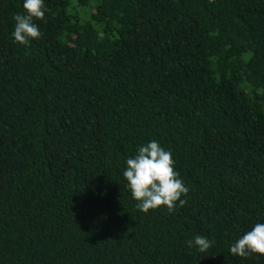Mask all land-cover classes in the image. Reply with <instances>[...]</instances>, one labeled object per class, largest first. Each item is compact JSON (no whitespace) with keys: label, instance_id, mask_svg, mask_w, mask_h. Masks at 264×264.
I'll use <instances>...</instances> for the list:
<instances>
[{"label":"trees","instance_id":"1","mask_svg":"<svg viewBox=\"0 0 264 264\" xmlns=\"http://www.w3.org/2000/svg\"><path fill=\"white\" fill-rule=\"evenodd\" d=\"M44 3L18 44L0 0V264H264L230 252L264 223V0ZM152 140L189 190L171 213L122 174Z\"/></svg>","mask_w":264,"mask_h":264},{"label":"clouds","instance_id":"2","mask_svg":"<svg viewBox=\"0 0 264 264\" xmlns=\"http://www.w3.org/2000/svg\"><path fill=\"white\" fill-rule=\"evenodd\" d=\"M23 8L26 14L13 17L15 26L11 36L18 44H28L40 38L41 31L33 23V18L43 20L48 11L44 0H23ZM122 174L140 212L147 214L150 210L166 206L171 213L177 206L183 208L187 204L182 197H186L189 190L175 170L172 153L156 140L140 146L135 156L126 160ZM214 243L207 236L197 234L187 241V246L206 253ZM230 252L241 258L252 254L264 256V223H256L243 234L232 244Z\"/></svg>","mask_w":264,"mask_h":264}]
</instances>
